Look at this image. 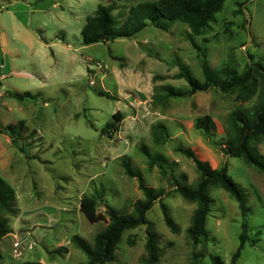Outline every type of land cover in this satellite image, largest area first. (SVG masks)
<instances>
[{"label":"rangeland","instance_id":"rangeland-1","mask_svg":"<svg viewBox=\"0 0 264 264\" xmlns=\"http://www.w3.org/2000/svg\"><path fill=\"white\" fill-rule=\"evenodd\" d=\"M142 1L0 0V123H23L13 138L0 132V175L15 190L16 210L6 215L0 264L85 262L70 238L76 234L92 243L108 222L106 209L130 212L143 196L138 178L127 176L121 166L123 155L145 184L165 193L147 211L148 224L124 231L115 260L106 264H143L148 228L158 235L157 264H211L208 256L194 258L200 246L186 233L196 204L174 191L173 177L183 172L191 184L198 175L193 160L175 149L179 144L212 168L225 165L241 187L248 207L246 234L257 241L245 243L236 264H264V173L240 157L225 156L216 144L226 143L228 113L249 107L256 97L241 102L234 92L213 87L171 97L163 108L151 103L157 85L188 89L184 79L175 77L180 65L202 79L200 51L192 41L205 50L211 68L230 62L241 71L249 62L264 64V0H225L205 32L192 40L186 23L161 20L130 37L82 44L85 17L98 4L110 5L121 23L129 7ZM26 92L30 95L22 99L10 95ZM117 110L123 114L119 129L111 138L100 134ZM203 114L215 122L212 139L193 126ZM157 121L170 132L160 145L151 136ZM142 143L163 153L173 167L166 174L156 166L149 170L137 148ZM257 148L264 156V140ZM91 194L105 216L96 222L79 209L81 197ZM208 195V251L230 264L243 217L223 188L210 187ZM161 204L175 230L165 224Z\"/></svg>","mask_w":264,"mask_h":264},{"label":"trees","instance_id":"trees-1","mask_svg":"<svg viewBox=\"0 0 264 264\" xmlns=\"http://www.w3.org/2000/svg\"><path fill=\"white\" fill-rule=\"evenodd\" d=\"M225 0H145L129 7L123 22H119L112 14L110 5L98 4L92 14L85 17V23L81 28V42L83 45L106 42L117 37H130L141 31L148 24H159L161 20H178L189 27L187 38L198 36L205 32L215 14L221 10ZM159 22V23H158ZM192 44L200 51V68L202 79L199 80L184 65L179 66L176 78L186 81L188 89L181 90L173 85L160 84L155 86L152 96L153 106L165 107L171 97H183L197 91H206L210 88H218L223 92L235 93L236 99L246 102L252 97L256 101L246 108H235L226 118V143L217 142L225 156L240 157L242 160L264 173V156L260 154L257 143L264 140V64L262 62H249L238 71L230 62H224L218 68H211L206 61L205 50L192 41ZM158 78V77H156ZM100 94V93H99ZM11 96L22 99L30 94L10 93ZM123 114L115 111L112 117L100 130V134L111 138L119 129ZM22 122L3 126L0 123V132L10 137L18 133ZM193 126L200 130L209 139L216 125L209 114L197 116L193 120ZM18 128V129H17ZM152 141L160 145L168 140L170 132L166 124L157 121L151 125ZM22 149V147H20ZM139 153L145 158L147 168L158 167L162 174H166L168 168L173 167L167 157L158 151H151L142 143L138 145ZM176 150L193 160L197 178L193 183L187 184V175L180 173L174 179V191L178 192L185 200L196 205L190 217V223L186 228L188 238L193 244L200 246L199 251L193 254L195 259L208 256L211 264H224L222 257L208 251V236L206 219L210 211V187L223 188L236 202L240 215L243 217L241 231L238 234L239 243L230 257V264H236L240 251L246 242L254 245L256 238L250 239L246 234L247 223L245 217L248 207L241 187L227 174L226 166L212 168L207 161L195 156L190 147L177 145ZM121 166L129 177L138 178V187L142 191V197L135 200L130 212H119L113 208L106 209L108 222L105 227L97 232L92 243L86 239L73 235L70 242L86 255V261L81 264H106L115 260L116 249L125 230L148 224L147 211L165 193L164 188H154L145 184L141 172L134 168L127 155L120 158ZM98 197L96 195H83L79 202L80 211L90 222H96L105 218L104 214L97 210ZM163 220L171 229L175 230L172 218L164 204H161ZM15 190L12 185L0 175V237L8 232L6 215L14 214ZM259 232V231H258ZM130 244L134 241L130 240ZM145 254L141 258L143 264H157L160 256L158 235L151 228L146 230ZM62 249H66L62 247ZM1 256V255H0ZM21 264H42L39 261H24Z\"/></svg>","mask_w":264,"mask_h":264}]
</instances>
